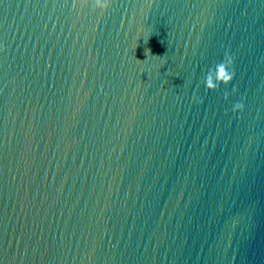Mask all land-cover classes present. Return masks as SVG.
<instances>
[{"label":"water","instance_id":"obj_1","mask_svg":"<svg viewBox=\"0 0 264 264\" xmlns=\"http://www.w3.org/2000/svg\"><path fill=\"white\" fill-rule=\"evenodd\" d=\"M92 4L0 0V264H264V0Z\"/></svg>","mask_w":264,"mask_h":264},{"label":"clouds","instance_id":"obj_2","mask_svg":"<svg viewBox=\"0 0 264 264\" xmlns=\"http://www.w3.org/2000/svg\"><path fill=\"white\" fill-rule=\"evenodd\" d=\"M92 7L94 9H100L102 12L108 8V0H93ZM225 59L227 60V64H225ZM232 58L226 52L223 60L217 65L216 68V82L214 83L211 77L207 78L204 87L205 89L212 91L215 90L219 85H228L233 77L234 72L229 71L232 66ZM232 112L236 113L243 110V104L240 102H236L232 106Z\"/></svg>","mask_w":264,"mask_h":264}]
</instances>
